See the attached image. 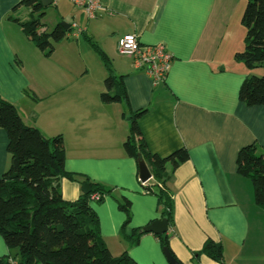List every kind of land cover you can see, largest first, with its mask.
Segmentation results:
<instances>
[{"label":"crops","instance_id":"crops-1","mask_svg":"<svg viewBox=\"0 0 264 264\" xmlns=\"http://www.w3.org/2000/svg\"><path fill=\"white\" fill-rule=\"evenodd\" d=\"M49 1L45 8L76 26L71 33L86 34L106 55L113 75L122 77L129 107L97 99L106 77L101 89L86 78L25 73L24 64L32 57L40 61V52L9 20L20 0H0V96L26 126L48 139L61 136L66 172L112 188L110 197L89 203L109 253L126 252L136 264H168L156 235L144 233L135 245L122 236V198L131 202L126 234L161 219L157 198L143 192L136 161L123 151L128 109H145L137 125L147 149L159 157L181 148L188 154L175 170L167 168L173 215L167 234L175 258L181 264H218L194 255L211 240L221 246L222 264H264V210L254 204L251 182L235 165L246 145L256 144L264 154V108L238 100L241 83L252 74L235 60L233 32L240 31L242 0H103L105 11L93 19L69 0ZM16 12L25 17L28 11ZM124 35L164 46L172 59L163 82L154 85L130 58L118 55L117 41ZM27 114L32 124L24 121ZM7 142L0 129V177L9 165ZM81 187L62 179V198L75 201ZM15 255L0 236V258Z\"/></svg>","mask_w":264,"mask_h":264},{"label":"trees","instance_id":"trees-1","mask_svg":"<svg viewBox=\"0 0 264 264\" xmlns=\"http://www.w3.org/2000/svg\"><path fill=\"white\" fill-rule=\"evenodd\" d=\"M18 9L28 11L25 17H19ZM12 13L16 16L11 15L9 20L45 57L52 54L54 43L61 42L72 31L70 27L64 30L60 24L50 32L44 30L45 13L40 0H20ZM240 25L244 29V49L235 54V60L249 71L261 69L262 75H250L243 80L238 100L247 107L264 108V0H245ZM81 34L106 71L101 102H123L129 107L122 77L113 75L106 55L90 37ZM146 112L145 109L135 112L128 109L129 130L123 151L127 157L135 161L141 159L146 165L151 181L141 188L157 198L160 218L166 219L170 228L173 215L167 168L175 170L188 160V154L184 148L166 157L151 153L137 125V120ZM0 129L7 135L9 155V165L0 177V236L8 249L16 250L14 258H0V264H136L126 252L116 257L109 253L99 234L97 216L89 205L92 195H98L96 202H102L111 195L112 188L64 170L65 150L60 135L48 139L36 128L26 126L13 104L1 96ZM235 165L237 174L251 182L254 204L264 210V154L259 152L256 144L246 145L238 151ZM62 179L82 185L88 183L90 192L81 194L75 201H65L61 196ZM130 205L126 198L118 201L126 218L122 227L123 239L127 244L135 245L144 233L139 232L141 229L125 233L130 222ZM156 237L162 249L167 248L175 258L168 244V234ZM194 255H205L222 264L221 246L211 240H206Z\"/></svg>","mask_w":264,"mask_h":264},{"label":"rangeland","instance_id":"rangeland-1","mask_svg":"<svg viewBox=\"0 0 264 264\" xmlns=\"http://www.w3.org/2000/svg\"><path fill=\"white\" fill-rule=\"evenodd\" d=\"M243 5L245 1L242 0ZM70 9H74V7L68 4ZM241 7V5H240ZM45 16L42 19L43 29L47 32H50L57 24H61V19L56 15V12L53 8H45ZM241 11V10H240ZM243 11V10H242ZM241 11V12H242ZM240 12V13H241ZM241 18V17H240ZM239 18V23H240ZM240 31L237 33L234 31V39L235 49L238 47V53H241L244 49L243 45V37H244V29L239 26ZM72 34H67V37L63 39L59 43L53 44V52L49 57H43L41 54L37 53L40 61L35 60L33 57L28 60V64H24V72L27 73L29 70V75L36 74V72H47V78H86L88 84L90 86L98 83L101 88V79L106 77L105 70L102 67L101 62L97 58L95 52L92 48L83 40L82 37L74 38L71 36ZM35 50V49H32ZM39 52V51H34ZM30 57V56H29ZM240 66L244 68L247 72H251V76L259 77L262 75L261 69H254L248 71L245 68L243 63H240ZM112 70L113 67L111 66ZM103 87V86H102ZM104 88V87H103ZM97 89V88H96ZM102 89V88H101ZM99 90H97L98 93ZM103 92L105 89L102 90ZM97 99L100 100V93L97 95ZM27 106H25L26 109ZM27 114L24 117V121L32 124L33 121ZM29 119V120H28ZM41 120V119H40ZM39 120V123H40ZM259 150V148H258ZM261 152V150H259ZM140 183V181H138ZM111 196V195H110ZM108 196V197H110ZM113 197H115L113 195Z\"/></svg>","mask_w":264,"mask_h":264},{"label":"built area","instance_id":"built-area-1","mask_svg":"<svg viewBox=\"0 0 264 264\" xmlns=\"http://www.w3.org/2000/svg\"><path fill=\"white\" fill-rule=\"evenodd\" d=\"M76 8L82 9L86 16L93 19L105 11L103 0H69ZM72 24L70 28H75ZM77 36L78 33H71ZM119 56L130 58L138 70H142L153 82H163L170 68L172 56L162 45H142L135 35H124L117 41ZM144 184V183H142ZM91 201H98V195H92ZM15 264V262H11Z\"/></svg>","mask_w":264,"mask_h":264},{"label":"water","instance_id":"water-1","mask_svg":"<svg viewBox=\"0 0 264 264\" xmlns=\"http://www.w3.org/2000/svg\"><path fill=\"white\" fill-rule=\"evenodd\" d=\"M40 3L43 8L49 5V0H40ZM64 30L69 29V25L66 23L60 24ZM137 170H138V180L140 183H146L151 179V174L149 173L146 165L141 159L136 160ZM82 194H88L90 192V186L88 183H84L81 187ZM140 233H151L156 236H161L167 234L168 232V222L166 219H159L151 222L147 226L141 228ZM163 256L168 264H181L178 260H176L167 248L162 249Z\"/></svg>","mask_w":264,"mask_h":264}]
</instances>
